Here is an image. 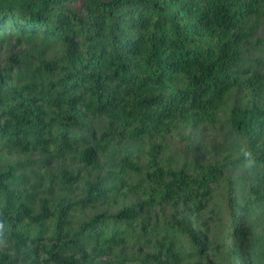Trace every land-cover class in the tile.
I'll use <instances>...</instances> for the list:
<instances>
[{"label": "trees", "instance_id": "obj_1", "mask_svg": "<svg viewBox=\"0 0 264 264\" xmlns=\"http://www.w3.org/2000/svg\"><path fill=\"white\" fill-rule=\"evenodd\" d=\"M264 0H0V34L7 28L20 34H41L62 39L68 48L78 44L69 65L42 62L43 68L62 74L58 79H44L40 90L11 89L0 96V144L36 148L58 145L78 150L79 142L93 141L81 155L92 167L98 166L99 152L105 148L108 130L88 129L91 136L78 137L87 119L102 117L111 126L129 130L141 138L151 129H168L176 122L199 121L212 117L224 104L228 92L244 86L249 106L232 109L233 127L249 143L256 161L264 164V76L253 72L245 80L236 76L240 46L248 32L244 25L249 16H260ZM16 62V61H15ZM14 63V62H13ZM40 69V68H39ZM178 77L184 86L175 87ZM5 74L0 73L4 88ZM45 81V82H44ZM124 166L137 169L127 153L121 154ZM209 167L198 176L183 170L164 172L157 168L147 175L143 185L145 200L135 206L144 211L178 203L199 205L210 195L220 174ZM10 172H0V191L8 189ZM262 187L248 194L249 202L264 198V173L258 175ZM12 178V176H10ZM111 186L88 183L80 204L97 205L111 191ZM8 196L10 191L7 192ZM0 212V239H15L46 249L40 230L32 236L16 226L24 219L39 216L22 204L8 203ZM71 204L61 214L68 215ZM244 212L246 205H239ZM134 206L124 207L121 219L135 216ZM51 216L52 213H45ZM101 221V220H100ZM232 233L238 223L233 218ZM99 223V225H98ZM101 222L90 224L88 231L96 243L120 244L127 229L109 234ZM101 231L104 237L101 239ZM119 231H122L119 233ZM241 234V231H240ZM193 237L203 243L198 234ZM57 264H74L71 256L62 257L46 249ZM231 253L238 255L235 246ZM176 263L180 257L172 252ZM0 264H11L1 255Z\"/></svg>", "mask_w": 264, "mask_h": 264}, {"label": "rangeland", "instance_id": "obj_2", "mask_svg": "<svg viewBox=\"0 0 264 264\" xmlns=\"http://www.w3.org/2000/svg\"><path fill=\"white\" fill-rule=\"evenodd\" d=\"M261 8V15L249 16L244 25L248 38L240 46L235 65L239 80L253 72L264 76V2ZM2 32L0 73L5 74L3 83H7L3 89L0 86V96L13 88L27 92L28 87L37 94L42 80L62 77L57 71L44 69L42 62L69 65L74 51L81 50L78 44L68 48L62 39L41 34L25 35L10 28ZM174 86L183 87V78L178 77ZM260 102H264V96ZM249 105L246 88L235 87L212 117L176 122L168 129H151L141 138L111 126L102 117L89 118L82 129L74 131L78 137L88 140L91 136L87 137V130L93 128L112 132L104 138L105 148L99 152L97 167L86 163L81 155L93 141H80L78 150L56 144H38L34 149L0 144V172H10L12 176L5 181L8 189L0 191V212L5 206L4 198L29 208L39 218H24L16 229L28 236L41 230L46 249L62 257L71 256L74 264H264V198L248 199L250 192L262 188L257 175L264 173V164L255 160L253 166H245L241 148L249 150V143L230 118L233 108ZM124 153L137 169L122 164L120 156ZM212 166L221 172L210 195L199 205L180 202L149 211L135 206L145 200L143 185L147 175L157 168L198 176ZM88 183L112 189L101 203L82 205ZM70 204L68 215L63 216L62 210ZM239 205L247 209L240 212ZM127 206H134L136 214L131 219H121L117 214ZM233 218L238 223L236 233H232ZM95 221L101 222L109 234L127 229L123 241L117 245L96 243L88 235ZM100 233L102 239L104 232ZM194 233L203 243L193 237ZM232 246L237 248V256L232 255ZM46 249L31 243L24 246L15 239H0V257L5 255L11 264H57ZM168 251L178 255L180 262L167 255Z\"/></svg>", "mask_w": 264, "mask_h": 264}, {"label": "clouds", "instance_id": "obj_3", "mask_svg": "<svg viewBox=\"0 0 264 264\" xmlns=\"http://www.w3.org/2000/svg\"><path fill=\"white\" fill-rule=\"evenodd\" d=\"M241 154L244 157L246 167H251L255 164V158L250 150L247 148H241ZM2 227L3 225H0V228Z\"/></svg>", "mask_w": 264, "mask_h": 264}]
</instances>
